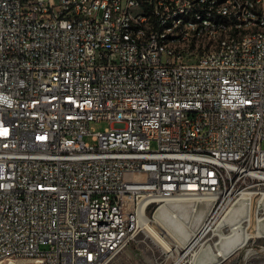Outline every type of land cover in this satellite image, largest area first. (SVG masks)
Returning <instances> with one entry per match:
<instances>
[{
	"label": "built area",
	"instance_id": "2783aa9c",
	"mask_svg": "<svg viewBox=\"0 0 264 264\" xmlns=\"http://www.w3.org/2000/svg\"><path fill=\"white\" fill-rule=\"evenodd\" d=\"M195 7L224 17L218 55L162 44L214 32L168 27ZM250 21L264 0H0V251L106 264L144 201L216 194L210 222L264 190V38L235 47Z\"/></svg>",
	"mask_w": 264,
	"mask_h": 264
},
{
	"label": "bare ground",
	"instance_id": "6f19581e",
	"mask_svg": "<svg viewBox=\"0 0 264 264\" xmlns=\"http://www.w3.org/2000/svg\"><path fill=\"white\" fill-rule=\"evenodd\" d=\"M193 16H196V24L215 25L214 32L206 35V32H200L199 28H192V37L186 38L185 34H178L175 40L174 31H166L162 35V44L167 47V51L178 50L181 53H190L197 43L202 55L215 56L221 53L224 49V41L221 40L226 32V24H224V17H217L216 12L203 11L202 13V7H195L188 8L186 11L169 13L168 27L176 28L178 24L191 23ZM251 33L258 34V38H264V22L250 21L248 27L235 30V37H241L235 40V47H248V37ZM226 42H233V35H226ZM255 193L261 194L257 200L259 204L263 203L264 190L241 191L226 216L217 223L215 228L206 221L210 217L205 218V214L207 212L212 215L211 209L218 207V199H215L216 194L195 198L181 195L165 201L155 214L156 221L163 225V231L152 224L147 213V202L144 201L140 210L141 226L148 236L164 246L167 251L179 253L183 251L174 264H181L184 255L190 252L195 254L192 264H217L222 259H227L237 247L244 245L254 235L264 236L263 218H257L255 233L250 232L244 226L245 224L243 225L244 222L251 219V203ZM228 223L231 225V232L225 234L222 228ZM211 230L213 235L219 236V240L214 243L202 241ZM166 236L170 239H167ZM172 238L178 244L173 245ZM181 247L182 250H180ZM29 262L49 264L48 254L34 251L13 253V248H4L0 251V264H29Z\"/></svg>",
	"mask_w": 264,
	"mask_h": 264
},
{
	"label": "rangeland",
	"instance_id": "374dc122",
	"mask_svg": "<svg viewBox=\"0 0 264 264\" xmlns=\"http://www.w3.org/2000/svg\"><path fill=\"white\" fill-rule=\"evenodd\" d=\"M92 126L97 130H103L107 126V123H93ZM88 140L90 139L88 138ZM152 145L156 146L155 143H153ZM251 190L257 189L251 188ZM260 195V193L254 194L251 203V219L250 221H246L247 223H243V225L245 224L244 226L252 233H255L256 231L255 228L258 223L257 218L261 217L264 221V202L261 204L258 203V197ZM236 200L237 198H234V200L228 204L226 202L223 203V206L219 213L210 220L213 228H215L218 225L217 223H219V221L226 216L229 208ZM163 203L164 202L153 204L147 209V213L151 219L152 224H154L160 231H163V225L159 224L156 221L155 214L160 205ZM207 217H210V215L206 212L205 218ZM222 230L225 234H229L231 232V225L229 223L226 224L222 228ZM166 238L170 239L167 236ZM172 239V242L174 243L173 245H176L177 241H175L174 238ZM217 240H219V236L213 235V232L211 230L205 235L204 240L202 241H206V243H214ZM182 249L183 248L181 247L180 250ZM180 253L183 254V251H181ZM180 253L177 251H167L164 246L153 240L151 236H148L144 229H142L141 227L123 246V248L117 254H115L106 264H174L176 259L180 256ZM194 258L195 254L193 255V252L185 254L181 260V264H192ZM219 264H264V236L254 235L252 238H249L244 245L237 247L232 255H230L227 259Z\"/></svg>",
	"mask_w": 264,
	"mask_h": 264
},
{
	"label": "water",
	"instance_id": "95a60500",
	"mask_svg": "<svg viewBox=\"0 0 264 264\" xmlns=\"http://www.w3.org/2000/svg\"><path fill=\"white\" fill-rule=\"evenodd\" d=\"M224 260H225V259H222L219 263L223 262ZM219 263H218V264H219Z\"/></svg>",
	"mask_w": 264,
	"mask_h": 264
}]
</instances>
